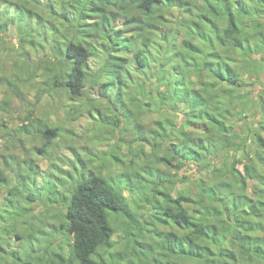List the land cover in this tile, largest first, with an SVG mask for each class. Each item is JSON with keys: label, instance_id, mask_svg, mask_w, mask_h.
<instances>
[{"label": "trees", "instance_id": "obj_1", "mask_svg": "<svg viewBox=\"0 0 264 264\" xmlns=\"http://www.w3.org/2000/svg\"><path fill=\"white\" fill-rule=\"evenodd\" d=\"M216 1L223 23L213 14L201 31L186 16L170 21L165 15L173 4L193 13L194 0H0V88L4 86L0 110H11L9 92L17 94L21 103L36 86L30 84L33 81L39 96L45 92L54 97L62 90L79 99L93 88L106 97L112 92L113 104L104 97L87 100V117L99 124L109 118L107 124L113 123L120 137L130 134L125 139L130 145L126 159L120 160L124 167L166 166L157 170L166 173L160 181L167 190L155 188L152 199L145 197L157 215L152 222L145 221L139 213L133 215L126 196L113 186L115 180L109 183L91 163L87 165V157L69 156L62 163L55 156L49 161L52 141L62 133L42 115L33 116L34 109H28L22 118L26 123L19 129L7 128L0 120V138H10L6 143L0 139V159L6 168L0 167V185L11 181L5 174L11 171L17 172V183L29 178L32 186L47 167L40 160L50 164L46 183V177L57 173L72 179L68 170L82 165L75 176L83 178L75 185L65 180L72 190L62 188L63 214L51 218L58 219V226L68 234V252H54L49 241L50 264H116L112 258L116 245L111 243L118 219L111 225L107 211L122 216L129 230L124 239L125 264H264V99L259 96L252 128L238 123L256 98L233 101L234 91L241 88L253 93L239 68L264 70V0ZM169 22L183 37L175 47L169 44L167 31L161 34L166 44L161 55L167 54L163 62L162 44L153 35L148 37L146 30L167 27ZM209 29L232 51L228 60L212 49L204 57L196 56L194 44L202 42L206 48L215 44ZM38 51H42L38 64L30 66V56ZM148 59L156 67L149 66ZM135 141L154 154L139 151L132 146ZM18 147L24 155L14 153ZM229 150L233 152L228 163ZM150 155L156 160H148ZM222 156L223 164H216ZM209 160L212 167L207 173L202 167ZM190 163L195 166L194 176L189 179L183 173L187 185L172 195L178 171ZM47 192L51 195L52 188ZM43 195L44 189L27 199L35 202ZM139 208L136 204L135 211ZM14 233L16 237L18 232ZM143 233L148 234L147 241L141 238ZM156 243L164 246L167 257L157 256ZM105 246L111 248L110 263L100 256Z\"/></svg>", "mask_w": 264, "mask_h": 264}, {"label": "rangeland", "instance_id": "obj_2", "mask_svg": "<svg viewBox=\"0 0 264 264\" xmlns=\"http://www.w3.org/2000/svg\"><path fill=\"white\" fill-rule=\"evenodd\" d=\"M160 6L163 8L165 7L163 5ZM191 6L193 13H185L182 10V7H177L176 4H173L169 7V10L165 12V15L170 21L175 18H180L181 16H186L195 21L197 27L201 31H204V29L207 28L209 25L208 23L210 22L209 18L213 14L219 16L220 23H223V16L221 17V12L219 10L221 5L218 1L207 0L205 2V0H194V3L191 4ZM163 8H159L160 12L163 11ZM175 28L171 22H169L167 27L161 26L159 28H149L146 30L148 37L153 35L152 38L155 37L162 44L159 53L160 55L166 46L165 42L162 40V33L165 31L169 33L168 41L170 45H175L176 47L181 41L183 37L182 31ZM208 34L212 36L215 44L213 46L210 45L207 48L203 46L202 42L194 44L198 47L196 52L198 59L206 56L208 50L212 49L211 51H213L216 56L218 55L228 60V53H232V51L227 50V46L220 44L219 40H217L215 30L209 29ZM13 41H16L15 38H13ZM40 52L42 51H38L37 54L30 56V66L38 64L36 61L40 59ZM234 52L237 55L239 54L237 51ZM166 55L165 53L161 55L163 62L166 61L164 58ZM253 56L255 55H252V57ZM148 60L149 66L156 67V64H152V61H150V59ZM254 65L257 66L258 63H255ZM259 65L261 64L259 63ZM6 69H12V67H6ZM239 70L244 83L248 84L247 89L251 90L253 93H249L245 88H241L234 91L236 94L233 101H242L247 96L250 98H256V103L251 110L245 109L248 114H246V116L244 115L243 119L238 124L242 127L249 125L252 128L256 125L253 113H256V111L260 109V106L257 104L259 96H262L264 99V70H260L258 73L256 71L251 72V67H241ZM150 81H152V79ZM30 84L37 86L34 81ZM20 87L23 89L22 86ZM3 88L4 86L0 88V99L3 95L1 91ZM34 88L29 91L28 95H25V98L21 103L20 100L17 101L15 99L17 94L9 92L11 94L13 106L10 111L0 110V120L7 123V128L14 127L19 129L21 125L26 123L25 121H22V118L28 109H34L33 116L42 115L41 117L44 121L57 126L59 132L61 131L62 133L59 140L58 136L52 141L49 150L53 156L49 155V161L53 162L55 156L56 159H60L62 163L68 161L65 157L69 156L77 155L79 158L87 157V161L90 160L87 165L91 163L94 166V169L98 172L97 174L103 175L109 183H112V181L114 182L115 180L113 186H116L119 189V192L126 196L130 210L134 211L133 215L135 214V216H137L136 214L139 213L143 220L152 222L156 212L155 210H152L154 208L153 204L148 200H145V197L148 196V199H152L153 194L155 193V188L162 189V191L167 190L166 185L163 184L164 181H160V179H165L167 175L165 172L161 175L157 170H166L165 164L158 163L157 166H154L153 164H145L143 167L137 168L132 167L133 165H125L124 167L120 160L126 159L124 152L130 148V145L125 139L129 138L130 134L126 132L122 138L119 136V131H117L118 129L113 123L107 124L108 120H110L109 118L104 117L103 122L99 124L85 114L86 109L89 108L87 100L90 101L91 98L99 99L104 97L109 102L111 101L110 103H115V100H113L114 97L111 96L112 92H108L110 95L109 97H106L104 94L101 95L99 88H93L89 90L87 95L85 93L84 96H81L79 99H71L62 90H59L54 97H51L45 92L41 93L39 96L37 90L40 91V89ZM146 119L150 118L146 117ZM102 124L107 125L101 126ZM0 139L4 140V143H6L7 139L10 138L4 136ZM132 146H137L139 151L144 149L143 144H141L140 141H135V143H132ZM144 150L147 152V155L150 153L154 154L148 146H145ZM160 150V146L157 145L156 152L158 157L161 156ZM232 152L233 150H229L226 153L228 163L231 160L230 154H232ZM14 153L19 156L25 154L20 147H18ZM104 153L106 155H104ZM147 158L152 162L156 160V157L153 155H150ZM40 161L42 162V165L46 163L47 167H45V173L39 175L36 178L35 184H32V186L27 182L29 178L25 180V182L17 183V172H5L8 179L11 181L5 183L8 186L0 185V264H50L52 258L49 253L50 249H48L49 241L54 243V252L59 250H61L62 253L68 252V246L66 244L68 234L58 226V219L51 218L53 217V214H63L65 204L61 198L62 188L71 191L72 187L68 184L71 183L69 181L72 180L75 185L79 179L83 178L82 176H75L78 172L77 170L82 168V165L73 166L68 170L69 175L73 176L72 179L65 174L57 173L46 177V183L45 176L50 170V164L48 160L46 162H44V160ZM223 161L224 157L222 156L220 159L217 158L214 162L218 165H222ZM81 162L85 163L84 161ZM211 162L212 161L209 160L207 166L205 165L202 167L207 173H209L212 167ZM68 164L69 163L67 162L66 165ZM0 167L6 169L3 158L0 159ZM237 167L242 170L241 164H238ZM173 168L174 166L171 167V169ZM194 168L195 166L190 163L178 171V179L175 188L171 191L172 195H175L184 187V185H187V182L185 183L187 180L182 177L183 173L189 174V179H191L195 174ZM89 169L93 170L92 168ZM146 169H148L149 172L151 171L152 174H146ZM81 173L84 175L86 174L85 171H82ZM1 182L2 181L0 180V183ZM62 183L66 184L61 187ZM51 188L52 192L50 195L47 191ZM42 189H44V195L41 199H38L35 202H30L27 199L31 194L35 195L38 192L40 193V190ZM10 191L12 194H10ZM248 192H251L250 188H248ZM50 196L51 199L49 198ZM136 204L140 205V208L135 211ZM120 217L122 216H119L112 211H107V218L111 225H114V220L118 219L115 226L116 232L113 235V242L111 243L113 246L116 245L115 252L112 253V258L115 260L114 262L116 264H125V259L128 256V246L126 244L127 240L124 239H126L129 234V230L125 228L124 221ZM14 232H18L16 233V237L14 236ZM7 238L8 240L6 241ZM141 238L147 241L149 236L147 233H143ZM141 238L138 237L140 241H142ZM157 245V256L160 258L167 257V252L164 246L162 244H160L162 247L159 246V244ZM110 251L111 248L109 246H105L99 251L100 256L105 259V263H110V259L108 260V258L111 257ZM137 255L138 257H143L142 253L139 251L137 252Z\"/></svg>", "mask_w": 264, "mask_h": 264}]
</instances>
